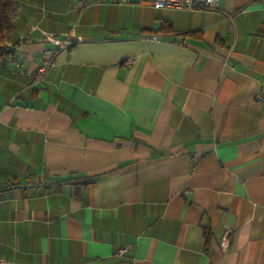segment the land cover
<instances>
[{"label": "crops", "instance_id": "0c3cea01", "mask_svg": "<svg viewBox=\"0 0 264 264\" xmlns=\"http://www.w3.org/2000/svg\"><path fill=\"white\" fill-rule=\"evenodd\" d=\"M11 38L7 264H264V0H22Z\"/></svg>", "mask_w": 264, "mask_h": 264}, {"label": "built area", "instance_id": "2783aa9c", "mask_svg": "<svg viewBox=\"0 0 264 264\" xmlns=\"http://www.w3.org/2000/svg\"><path fill=\"white\" fill-rule=\"evenodd\" d=\"M97 1H108L111 3H128L129 0H97ZM151 4L156 8L161 7H173L192 10L195 8L203 9H215L219 3V0H149ZM50 41H53L56 46L55 49L51 51L48 57L44 58L42 65L38 68V78L41 79L48 68L53 64L54 55L61 51L65 50L71 43L72 40L65 39H56L52 35L47 36ZM255 100L262 105H264V89H261L256 95ZM126 247H119L116 250V255L121 256L125 253ZM0 264H7L6 257L0 255Z\"/></svg>", "mask_w": 264, "mask_h": 264}, {"label": "trees", "instance_id": "16d2710c", "mask_svg": "<svg viewBox=\"0 0 264 264\" xmlns=\"http://www.w3.org/2000/svg\"><path fill=\"white\" fill-rule=\"evenodd\" d=\"M22 0H0V61L12 58L20 46V41L12 40L11 33L14 29V20L19 15V4ZM160 33L172 32V23L166 19L159 20ZM57 182H67L66 179ZM203 234L209 240L211 230L209 226L203 225ZM208 242V241H206Z\"/></svg>", "mask_w": 264, "mask_h": 264}, {"label": "rangeland", "instance_id": "374dc122", "mask_svg": "<svg viewBox=\"0 0 264 264\" xmlns=\"http://www.w3.org/2000/svg\"><path fill=\"white\" fill-rule=\"evenodd\" d=\"M143 13V12H142ZM142 19V16H141V14L139 13V21Z\"/></svg>", "mask_w": 264, "mask_h": 264}]
</instances>
